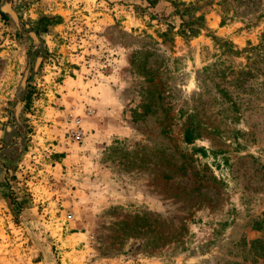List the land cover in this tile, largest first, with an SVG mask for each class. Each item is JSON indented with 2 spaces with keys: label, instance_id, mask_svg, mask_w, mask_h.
<instances>
[{
  "label": "rangeland",
  "instance_id": "1",
  "mask_svg": "<svg viewBox=\"0 0 264 264\" xmlns=\"http://www.w3.org/2000/svg\"><path fill=\"white\" fill-rule=\"evenodd\" d=\"M260 163L264 0H0V264H264Z\"/></svg>",
  "mask_w": 264,
  "mask_h": 264
},
{
  "label": "trees",
  "instance_id": "2",
  "mask_svg": "<svg viewBox=\"0 0 264 264\" xmlns=\"http://www.w3.org/2000/svg\"><path fill=\"white\" fill-rule=\"evenodd\" d=\"M253 4L257 5V2H253ZM2 15H4V13L1 12ZM203 17H201L200 21L203 22ZM198 24V22H194V24L189 25V34L191 35H197L199 33V30L196 29V25ZM27 98H30V96L28 95ZM201 135V126L198 122L195 121V118H193V121L191 123V126L189 127V134L185 135V140L186 142H188L189 144L194 143V141L199 138ZM195 151L200 152L201 154H203V156H207V153H212V155L215 157V159H218L219 156V152L217 151H210V150H206L205 148H198ZM253 160H255V162L260 161V158H256V157H251ZM226 160V158H225ZM224 165L226 166V168H229L231 170L232 165L227 162L224 163ZM261 165V163H260ZM219 166V165H218ZM252 173L256 174V176L258 175H264V165H261L260 168H255L251 170ZM194 175L195 177H197V179L200 181V183H206V185L211 186V187H215V184H213L210 181V178L207 177L206 173L201 171V170H195L194 171ZM202 183V184H203ZM217 183V182H216ZM219 183V182H218ZM214 185V186H213ZM205 187V185L203 186Z\"/></svg>",
  "mask_w": 264,
  "mask_h": 264
},
{
  "label": "built area",
  "instance_id": "3",
  "mask_svg": "<svg viewBox=\"0 0 264 264\" xmlns=\"http://www.w3.org/2000/svg\"><path fill=\"white\" fill-rule=\"evenodd\" d=\"M77 124L79 125L80 123L77 122ZM74 135L77 137V139H80L83 135V131H75Z\"/></svg>",
  "mask_w": 264,
  "mask_h": 264
}]
</instances>
